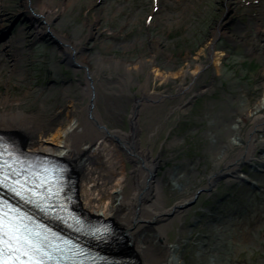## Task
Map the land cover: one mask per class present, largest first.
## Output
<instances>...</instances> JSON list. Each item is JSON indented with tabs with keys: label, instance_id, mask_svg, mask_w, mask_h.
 Here are the masks:
<instances>
[{
	"label": "rangeland",
	"instance_id": "rangeland-1",
	"mask_svg": "<svg viewBox=\"0 0 264 264\" xmlns=\"http://www.w3.org/2000/svg\"><path fill=\"white\" fill-rule=\"evenodd\" d=\"M93 102L98 135L137 131L152 210L184 206L140 233L148 258L168 246L180 264H264V0H0V119L34 139ZM108 142L94 175L133 193L135 163ZM106 222L101 245L131 255L128 229Z\"/></svg>",
	"mask_w": 264,
	"mask_h": 264
},
{
	"label": "bare ground",
	"instance_id": "bare-ground-1",
	"mask_svg": "<svg viewBox=\"0 0 264 264\" xmlns=\"http://www.w3.org/2000/svg\"><path fill=\"white\" fill-rule=\"evenodd\" d=\"M94 90V87L91 86L89 91L92 97L96 98ZM93 104L86 110L83 120L73 122L67 128L50 133H41L36 130L35 134L37 135L34 139H27L25 134L12 122L13 120L0 119V133L5 136H13L11 141L14 144L11 147L16 148V144H18L21 146L22 152L27 155L50 158L62 165L60 174L65 184H60L61 189L56 188L55 197H49L40 189L33 190V193H26L27 197L30 195L28 200L29 204L34 207V213L32 217L22 223V226L33 231L37 225L48 224V229L62 230L60 235L66 241L75 237V240L80 244L77 249L82 253V258L77 260H101L103 264H180V260L174 258L173 249L168 246H165L166 254L164 257H158L153 251L152 259L148 258L147 253L150 249L149 247L144 248L148 245L142 240L140 233L147 229V226L151 228L161 227L166 223L163 219L169 220L180 215V211L184 208L183 204L174 211H168L162 215L158 214L159 211L152 210L160 190L158 185L153 183L154 164L140 153L136 144L137 131L134 130L133 136L129 139L117 135L114 137L110 134L98 135L95 131L94 111L96 109ZM259 109H264V104ZM23 116L20 114L19 118L23 119ZM3 117L7 118L8 116ZM104 140L106 143L102 146ZM109 140L116 149L121 148L135 163L136 176L131 187L133 193H129L127 185L122 181L115 180L117 178L114 176L103 180L94 175L93 166L98 161L100 154L105 151L109 152L106 145L107 143L110 144ZM246 145L245 155L228 169V173L235 179L239 177L237 170L241 163L250 160L251 153L255 148L252 136ZM6 156L7 154L0 152V159ZM5 160H7L6 163L4 162L7 168L16 161L14 154ZM17 163H20V160ZM70 170L74 171L76 175L78 173L79 179L75 178V175L71 178ZM56 181L58 182V180ZM78 184L79 190L82 186L80 194L78 193ZM30 185L33 186V183ZM60 193L61 195H59ZM35 201L46 204L49 212L56 220L47 217L40 209L35 208ZM149 207H151V211L148 210ZM69 208H71V215L68 213ZM133 213L134 215H132ZM139 213L146 214L149 222L142 221L143 218L138 216ZM107 220L123 224L125 229H128L127 232L135 243L134 252L131 255L114 253L111 251L112 249L101 245L100 236L108 233ZM12 225L10 222L7 223L5 229L11 231ZM59 225L63 227L60 228ZM52 238L56 239L57 236L53 234ZM37 239L41 240L39 237ZM69 257L72 258V255Z\"/></svg>",
	"mask_w": 264,
	"mask_h": 264
},
{
	"label": "snow or ice",
	"instance_id": "snow-or-ice-1",
	"mask_svg": "<svg viewBox=\"0 0 264 264\" xmlns=\"http://www.w3.org/2000/svg\"><path fill=\"white\" fill-rule=\"evenodd\" d=\"M13 234L9 236V240L19 241L22 245L26 246L25 251H32L33 254H41L42 256L38 257V259H43V257H48V253L43 251L44 245L39 239H33V233L24 226L23 230L19 225H12ZM107 231V230H103ZM18 233V234H17ZM5 229H4V220L3 217H0V264H4V255L5 249L3 248V244L5 243ZM37 237L39 234H35ZM50 258V257H49Z\"/></svg>",
	"mask_w": 264,
	"mask_h": 264
},
{
	"label": "water",
	"instance_id": "water-1",
	"mask_svg": "<svg viewBox=\"0 0 264 264\" xmlns=\"http://www.w3.org/2000/svg\"><path fill=\"white\" fill-rule=\"evenodd\" d=\"M157 98H159V97H157ZM92 101V100H91ZM148 101H150V100H148ZM152 101V100H151ZM152 102H154V101H152ZM94 105V104H93ZM95 106V105H94ZM131 127L133 128V123H131ZM221 178H224L225 176H223V175H221L220 176Z\"/></svg>",
	"mask_w": 264,
	"mask_h": 264
}]
</instances>
